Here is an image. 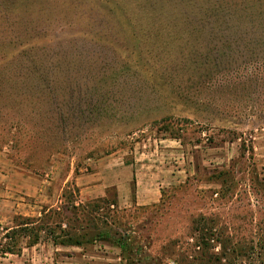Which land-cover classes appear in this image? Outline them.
Returning <instances> with one entry per match:
<instances>
[{
	"label": "rangeland",
	"instance_id": "obj_1",
	"mask_svg": "<svg viewBox=\"0 0 264 264\" xmlns=\"http://www.w3.org/2000/svg\"><path fill=\"white\" fill-rule=\"evenodd\" d=\"M47 1L17 27L8 18L11 37L0 33V155L24 171L26 187L9 203L0 197V240L52 207L67 231L128 229L156 261L201 264L195 237L205 217L223 242L240 245L235 264H264V0H69L68 21ZM139 12L164 26L139 32L127 21ZM140 165L144 175L134 176ZM155 172L162 177L147 176ZM96 173L112 206L79 192L76 178L98 183ZM120 173L130 177L121 201ZM4 179L0 187L19 184ZM138 184L161 186L160 201L129 205ZM45 215L39 224L57 221ZM40 235L0 264H128L113 240L58 249Z\"/></svg>",
	"mask_w": 264,
	"mask_h": 264
},
{
	"label": "trees",
	"instance_id": "obj_2",
	"mask_svg": "<svg viewBox=\"0 0 264 264\" xmlns=\"http://www.w3.org/2000/svg\"><path fill=\"white\" fill-rule=\"evenodd\" d=\"M38 1L39 0H0V33L3 31L6 36L11 37L12 32L11 30L9 31L7 24L8 18L11 20L13 25L12 27L14 28L17 27L18 24H21L23 21H29V18L30 20H33L34 15H42L41 9H36L39 5ZM68 1L69 0H48L47 4L45 5L50 8V11L48 12L59 13L60 15H63L59 18H64L65 21H68V11H71L69 9ZM40 7L42 8V6ZM152 15L153 16L149 15L147 12H139L132 15V19H129L127 21H131V25H135V28L138 29L139 32H141L142 28L144 27H148L149 29H154L161 26L163 27L164 24L158 21L154 14ZM27 29L28 27L24 28L25 31ZM33 31L34 29H30L28 32ZM201 56L204 61H207L203 65H201V69H203V71H206L205 68H209L211 66L212 60L208 52ZM160 67H162L160 68V71H165L163 63L160 64ZM22 160L24 161L23 163L28 167L33 166L35 164L34 161L36 162L35 159L30 160L29 157H25ZM96 201L102 202V204L109 203V205L112 206L111 202H107V198L96 199ZM79 206L82 205L80 204ZM93 207L96 208V205H94ZM73 208L76 209L78 208V206L74 205ZM99 209L100 207H98V210ZM50 212L51 214L53 213L52 216H57V221H53L52 223L54 225L46 224L45 220L42 224L38 223L41 220L43 221L44 218L50 219L51 215L49 217H45V213H47L45 211L43 215L38 219L28 218L25 219V222L17 224L16 227L7 229L6 233L0 240V255L14 253L16 250L20 252V247H18V244L20 243L21 239H26L29 235L33 236V239L29 242V245L33 246L38 244L41 240L40 234L45 230L46 233L50 235V240L56 246H84L85 244L94 243L97 240H113V243L120 247L123 253L128 256V264H163L160 260L156 261V258L154 259V257H152L150 254L143 253L144 251L139 245V242L137 240L138 238L136 237L137 239H134L133 235L129 233L128 229H123V231H119L118 229H107L99 227V224L97 223H94L95 225L91 228L88 226V223H82V225L77 228V231L70 232L62 228L60 210L57 211L49 209L48 213ZM94 212L95 211L91 212V217L93 219L90 220L96 222V216ZM215 223L216 221L213 218L203 217L197 220L198 225L196 227V230H198L199 233L197 237H195V248L199 250L198 252L200 253V256L202 258L201 264H215L223 260V258H226L225 264H235L234 256L229 257V255L231 254V251H238L237 247H240V245H237V247L231 245V241L229 239H226L223 242V240L220 239V236H222V232L218 229V227H216ZM57 228H59V233L57 231ZM219 243L224 245V250H227L229 248L228 250L230 251V253L227 254V252L224 251L220 253V256L218 254L211 253L212 248H215L216 244ZM255 249L256 247L253 246L250 248L253 254L255 252ZM261 249H264V247H262ZM141 256H143V258ZM242 257L244 260V258L247 257L246 253L242 254ZM204 260H206L207 262L204 263Z\"/></svg>",
	"mask_w": 264,
	"mask_h": 264
},
{
	"label": "crops",
	"instance_id": "obj_3",
	"mask_svg": "<svg viewBox=\"0 0 264 264\" xmlns=\"http://www.w3.org/2000/svg\"><path fill=\"white\" fill-rule=\"evenodd\" d=\"M0 165H2V167H0V172L5 171L6 173H8L6 175L5 174H0L2 175V179H0V182H4L7 179H4V177H8L10 180L12 179V177H14L15 175L17 176V180H18V185H4L3 187H0V192H2V194H0V197L3 198V200L5 201L4 203H9L10 201L7 200V197L10 198V196L12 194L17 195L18 192H23L25 187V184L23 183V179L21 177V175H25L24 171H22V169L19 168H14L11 167L10 164L8 163L7 160H5L4 157H2L0 155ZM142 165H140L137 170L135 171L136 173H134V176L137 177H141L144 175V171L141 168ZM34 174V173H33ZM121 174V173H120ZM118 175L119 177L117 178V182H116V186L118 187V189L120 190V194L121 196L119 197V201H121V199H123L126 195L125 189L128 188L129 184H130V177L127 174L126 179H124V177L121 175ZM160 176L162 177V175L158 174V173H150V174H146L148 177H153V179H156L155 176ZM100 176L99 177V182L98 183H92L91 182V176L87 177L86 175H82L76 178V185L79 188V192L82 196H85L86 198L88 196H96V197H100L102 196V198H105L104 196H106L107 194V189H108V182H107V178L106 176L102 175V173H96L94 174L95 176ZM152 179V178H150ZM163 181V180H162ZM22 183V184H21ZM1 184V183H0ZM159 185V183H158ZM16 186V189H14V187ZM41 185L39 183V185L35 188L33 195H37L39 193V191L41 190ZM96 194V195H95ZM162 198V190H161V186L158 188H151L150 190L146 191L144 190V187L142 185L139 186L135 191V198L131 200V204L129 205H134V206H145V205H150L156 202H159L160 199ZM100 199V198H98ZM124 200V199H123ZM118 201V203H119ZM44 210L42 212H40L39 215H43V213L46 211L48 212L49 209L48 207H42ZM17 216H22L21 214L16 215L14 218H16ZM53 243V242H52ZM54 247L58 248V249H64V248H77L80 249V247L82 246H56L53 244ZM121 250V248L119 247L118 250Z\"/></svg>",
	"mask_w": 264,
	"mask_h": 264
}]
</instances>
